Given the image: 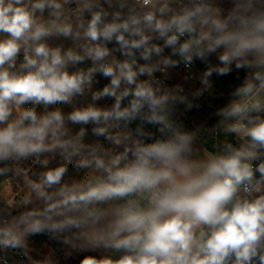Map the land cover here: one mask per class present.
Segmentation results:
<instances>
[{"label": "clouds", "instance_id": "obj_1", "mask_svg": "<svg viewBox=\"0 0 264 264\" xmlns=\"http://www.w3.org/2000/svg\"><path fill=\"white\" fill-rule=\"evenodd\" d=\"M0 264H264V0H0Z\"/></svg>", "mask_w": 264, "mask_h": 264}, {"label": "rangeland", "instance_id": "obj_2", "mask_svg": "<svg viewBox=\"0 0 264 264\" xmlns=\"http://www.w3.org/2000/svg\"><path fill=\"white\" fill-rule=\"evenodd\" d=\"M2 188L7 189V194L11 195V189L8 188V186L6 184H3L2 182H0V190H2Z\"/></svg>", "mask_w": 264, "mask_h": 264}]
</instances>
